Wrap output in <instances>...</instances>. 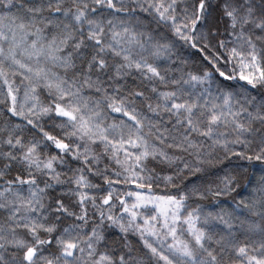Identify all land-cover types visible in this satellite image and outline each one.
<instances>
[{
	"label": "snow or ice",
	"instance_id": "1",
	"mask_svg": "<svg viewBox=\"0 0 264 264\" xmlns=\"http://www.w3.org/2000/svg\"><path fill=\"white\" fill-rule=\"evenodd\" d=\"M0 264H264V0H0Z\"/></svg>",
	"mask_w": 264,
	"mask_h": 264
},
{
	"label": "trees",
	"instance_id": "2",
	"mask_svg": "<svg viewBox=\"0 0 264 264\" xmlns=\"http://www.w3.org/2000/svg\"><path fill=\"white\" fill-rule=\"evenodd\" d=\"M162 187V186H161Z\"/></svg>",
	"mask_w": 264,
	"mask_h": 264
}]
</instances>
